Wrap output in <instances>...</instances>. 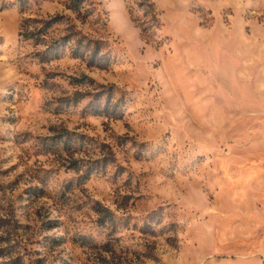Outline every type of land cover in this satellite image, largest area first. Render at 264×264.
Wrapping results in <instances>:
<instances>
[{
  "label": "rangeland",
  "instance_id": "1",
  "mask_svg": "<svg viewBox=\"0 0 264 264\" xmlns=\"http://www.w3.org/2000/svg\"><path fill=\"white\" fill-rule=\"evenodd\" d=\"M67 1L0 0V264H264V0Z\"/></svg>",
  "mask_w": 264,
  "mask_h": 264
},
{
  "label": "trees",
  "instance_id": "2",
  "mask_svg": "<svg viewBox=\"0 0 264 264\" xmlns=\"http://www.w3.org/2000/svg\"><path fill=\"white\" fill-rule=\"evenodd\" d=\"M91 2H89V0H68L66 3H65V7L71 11H73L74 13H76L78 15V17L83 13V11L86 10V7L88 5H90ZM84 16V15H83ZM58 18H62V17H52L50 19H48L47 21L43 22L44 26L45 27H48L50 25H52L53 23H55ZM32 20L30 19H26L24 21V23L22 24V33L24 35V37H30V35L32 33L28 32L27 29H28V26L30 24ZM33 21H40L39 19H35ZM71 34V33H70ZM72 35H68L67 37H65L66 39H69L71 38ZM87 46L83 45V42L82 40H77V43L75 45V49L73 51V54L76 56L77 55V52H79V50L82 48H86ZM83 56V55H81ZM96 56H97V51L96 50H92V53L90 55V57H88V59L86 60L87 64L90 65V66H95V67H99L101 68V65L98 63V59H96Z\"/></svg>",
  "mask_w": 264,
  "mask_h": 264
}]
</instances>
